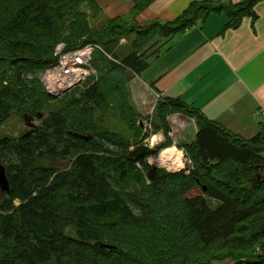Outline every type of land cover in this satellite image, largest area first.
<instances>
[{"label":"trees","instance_id":"1","mask_svg":"<svg viewBox=\"0 0 264 264\" xmlns=\"http://www.w3.org/2000/svg\"><path fill=\"white\" fill-rule=\"evenodd\" d=\"M131 1L128 15L110 19L95 0H0V126L12 115L40 122L0 139L9 183L0 191V264H264V123L244 139L161 98L151 127L166 141L143 149L138 122L147 117L130 88L209 15L224 14L235 29L256 19L263 0L193 1L171 21L144 23L136 18L156 0ZM121 40L130 52L118 58ZM87 44L100 52L91 61L96 78L69 100L50 96L39 74L56 62V48ZM174 114L196 123L189 175L146 162L171 145L166 118ZM194 189L200 195L188 197Z\"/></svg>","mask_w":264,"mask_h":264},{"label":"crops","instance_id":"2","mask_svg":"<svg viewBox=\"0 0 264 264\" xmlns=\"http://www.w3.org/2000/svg\"><path fill=\"white\" fill-rule=\"evenodd\" d=\"M193 1L201 0H156L136 20L171 21ZM95 3L103 17L110 19L128 15L133 6L131 0ZM255 13V20L244 19L235 29L226 28L224 14L214 13L179 37L131 80L136 110L152 116L160 94L197 109L208 121L244 139L253 138L264 119V0L255 7ZM191 130L195 135V129Z\"/></svg>","mask_w":264,"mask_h":264},{"label":"rangeland","instance_id":"3","mask_svg":"<svg viewBox=\"0 0 264 264\" xmlns=\"http://www.w3.org/2000/svg\"><path fill=\"white\" fill-rule=\"evenodd\" d=\"M85 9H86V7L83 8L84 11H85ZM92 24L97 25L98 23L92 22ZM177 40H179V38L173 39L172 41H170L169 44L173 45ZM117 50H118V53H117L118 58H121L122 56L127 55L130 52L129 41H127V40L126 41H124V40L119 41V46H118ZM99 53H100L99 51H96L94 53V56H99ZM91 78H96V76H92ZM90 79H88L87 81H89ZM87 81L81 87H77V88L70 90L67 93L60 94L59 97H61L62 99L69 100L73 96H78L79 93L81 92V90L84 89V86L87 84ZM157 96L159 99L162 98L160 94H157ZM61 98H59V99H61ZM146 115H142V116H146ZM46 116H47V113L44 111L42 113L41 117H46ZM146 117H147V119L140 120L138 122L139 127H141L143 130L144 129L147 130V135L145 136L144 139L142 138L140 147L143 149H149L152 151H156L161 145H163L165 143L166 139L164 138L162 133L152 132L151 119H153V117L152 116H146ZM25 118L27 120V125L34 124L35 126H37L40 123L35 117H29L28 115H24L21 119L17 115H12L8 120H6L0 126V139L4 138L6 136H8V137H19L24 131L29 129L26 125ZM261 122L264 123V119H262ZM166 123L168 124V127H169L168 138L171 141V145L165 149L164 148L159 149V151L155 155H151L148 157L150 161L152 160L154 162H159V163H161L162 166H157L155 163H151V165H149V164L148 165L154 169H164L168 173H172V174L182 173L183 175H189L190 172L193 170V162L189 156L190 155L189 152H191V149H189L188 153H187V150H185V149H186V145L189 144L187 141V138H191V139L193 138L194 139V135L192 134V130L189 131V128L190 127L192 129L194 128L195 132H196L195 119L194 118H187L182 114H174V115L167 116ZM153 136H155L156 139L158 140V141H156L155 145H152V140H150V137H153ZM169 148L174 149L176 154H178L179 156L181 153V159H182L181 161H182V165H183L182 168H176L177 166L173 167V168H169L170 167L169 165L166 164V166H165L163 164L162 153L164 150L169 149ZM135 149H136V146L131 147L130 152H134ZM174 151L171 150L172 153ZM141 152H139V153H141ZM155 160H158V161H155ZM174 160L178 162V158H175ZM65 165H66V163L63 164V167ZM175 165H177V163ZM200 193L201 192L198 189H194L190 193H188L187 196L188 197H194V196L200 195ZM208 203H209V207L211 209H215L219 205L216 201H212V200H209ZM71 230H73V229L70 227L67 228V230L65 232L66 235L73 236V233L70 232ZM214 264H233V263L231 261H225V262H221V263L217 262Z\"/></svg>","mask_w":264,"mask_h":264},{"label":"built area","instance_id":"4","mask_svg":"<svg viewBox=\"0 0 264 264\" xmlns=\"http://www.w3.org/2000/svg\"><path fill=\"white\" fill-rule=\"evenodd\" d=\"M97 50V45L87 44L66 52L64 45H59L55 51L58 60L40 74V80L45 91L49 95L60 96V94L81 87L92 76H96L91 61L94 52ZM147 162L151 165L149 159ZM139 169L141 170L140 166Z\"/></svg>","mask_w":264,"mask_h":264},{"label":"bare ground","instance_id":"5","mask_svg":"<svg viewBox=\"0 0 264 264\" xmlns=\"http://www.w3.org/2000/svg\"><path fill=\"white\" fill-rule=\"evenodd\" d=\"M156 141H157L156 137H153L152 145H155ZM171 150L174 151V149H172V148L171 149L169 148V149H166V150L163 151V153H162L163 164L165 166H166V164L169 165L170 166L169 168H173V167H176V166H177L176 168H182L183 165H182V161H181L182 160L181 159V153L178 151L180 153V156H179L178 154H176L175 151L172 153ZM175 158H178V162L174 160ZM155 161H158V160H155ZM151 163H155L157 166H162L161 163L154 162L152 160H151ZM176 163H177V165H175Z\"/></svg>","mask_w":264,"mask_h":264},{"label":"water","instance_id":"6","mask_svg":"<svg viewBox=\"0 0 264 264\" xmlns=\"http://www.w3.org/2000/svg\"><path fill=\"white\" fill-rule=\"evenodd\" d=\"M26 125H27V120L25 118ZM34 124L27 125V127L32 128ZM206 189L203 188V191ZM0 191L3 193H7L9 191V183L5 175V170L3 167H0Z\"/></svg>","mask_w":264,"mask_h":264}]
</instances>
